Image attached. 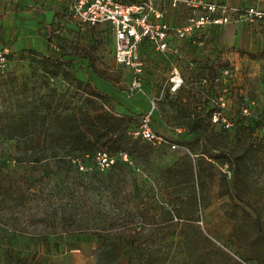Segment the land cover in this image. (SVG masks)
I'll list each match as a JSON object with an SVG mask.
<instances>
[{
	"label": "rangeland",
	"instance_id": "rangeland-1",
	"mask_svg": "<svg viewBox=\"0 0 264 264\" xmlns=\"http://www.w3.org/2000/svg\"><path fill=\"white\" fill-rule=\"evenodd\" d=\"M62 14L43 50L10 52L0 71V264H264V126L251 119L227 131L174 114L186 131L156 133L190 143L151 147L149 158L128 153L131 163L104 172L91 153L54 158L69 113L108 111L135 126L145 105L128 94L130 73L117 64L109 31ZM105 87L129 103L127 113ZM190 127L196 133L186 136ZM172 165L177 173L165 175ZM173 207L178 223L168 218Z\"/></svg>",
	"mask_w": 264,
	"mask_h": 264
},
{
	"label": "crops",
	"instance_id": "crops-1",
	"mask_svg": "<svg viewBox=\"0 0 264 264\" xmlns=\"http://www.w3.org/2000/svg\"><path fill=\"white\" fill-rule=\"evenodd\" d=\"M221 1L231 6H243L247 2ZM68 5V0H0V48L6 47L10 52L25 48L43 50L48 29L53 24L62 25V13L69 19ZM186 17V9L177 7L167 10L165 20L170 25L179 26ZM100 27L109 31L105 26ZM172 42L178 48V54L170 51L159 53L147 41L139 45V56L143 63L142 86L146 93L145 105L142 106L144 109L140 114L148 110L150 99L161 97L151 120L154 129L186 131L185 125L175 126L171 121L172 115L178 113L187 117V120L205 117L209 104L207 95L213 91L208 85L202 84V80L216 76L218 68L225 64L235 69L229 105V118L234 125L239 119H254L242 115L245 106L250 107L255 117L264 115V18L253 23L210 27L189 41L177 42L173 39ZM190 62L194 64L192 67L189 66ZM173 69L181 80L175 91L170 90L171 83L168 81ZM100 90L114 97L115 106L121 114L127 113L129 103L126 100L117 98L106 87Z\"/></svg>",
	"mask_w": 264,
	"mask_h": 264
},
{
	"label": "built area",
	"instance_id": "built-area-1",
	"mask_svg": "<svg viewBox=\"0 0 264 264\" xmlns=\"http://www.w3.org/2000/svg\"><path fill=\"white\" fill-rule=\"evenodd\" d=\"M67 16L70 21L85 25L89 28L105 26L113 38L114 57L118 65L128 69L131 73L130 93L144 96L142 87L143 63L139 56V45L147 41L159 53L179 50L173 45L177 42L189 41L198 33L202 34L210 27L226 24L253 23L264 18V4L262 0H247L243 6H231L225 1L218 0H68ZM182 7L187 11L184 23L179 26L170 25L165 16L168 9ZM10 51L6 47L0 48V71L6 69ZM192 62L189 66H193ZM168 81L170 90L175 91L181 84L174 69ZM235 76V69L230 64L218 68V74L202 80L213 92H209L208 109L209 121L214 126L224 130H231L233 120L229 118L231 87ZM161 97L150 99L149 108L139 116V125L129 131L133 138H140L154 147H166L170 150L179 148L176 139L165 134L156 133L151 125L153 113ZM248 101V100H247ZM246 101V103H247ZM244 117H254L249 106L242 109ZM264 129V127H262ZM95 168L104 172L117 161L131 163L125 152H107L99 150L92 156ZM73 164L83 169L81 160L75 158Z\"/></svg>",
	"mask_w": 264,
	"mask_h": 264
},
{
	"label": "trees",
	"instance_id": "trees-1",
	"mask_svg": "<svg viewBox=\"0 0 264 264\" xmlns=\"http://www.w3.org/2000/svg\"><path fill=\"white\" fill-rule=\"evenodd\" d=\"M47 107L50 106L48 105ZM139 116H136L137 124L135 126H130L131 123L134 122V119L127 115H116L108 111H99L93 114L85 111L69 113L61 126V137L67 139V141H61V144L58 147L59 150L56 151L54 158H57L59 162L67 163L69 162V159L66 160L65 158L69 157L73 152H79L87 156L88 153H91L92 157L93 154L99 150H105L111 153L121 151L127 153V155L128 153L136 152L138 155H141L142 158H149L151 147L154 146L140 138H133L129 135V131L138 127ZM199 119L206 120L210 124L209 114L207 113L205 117H198L195 120ZM251 121L254 124L252 127L259 125L264 126V115L261 117L256 116L254 119H251ZM154 131L156 132V129H154ZM194 133H196L195 129L190 127L186 136H192ZM176 142L178 144L190 143L189 141L184 142L182 140H176ZM219 157L220 156L218 155L209 153L208 159H218ZM33 161L38 163L41 159L37 158ZM118 163L126 164L117 161L112 167L116 166ZM184 169L187 175L186 182H189L193 178V171L192 161L188 156L184 159ZM163 173L165 175H174L177 173V169L172 165L165 168ZM233 178H236V174L233 175ZM167 214L170 221L176 219V222L178 223L182 220L180 213H178V210H175L174 207L173 209H167ZM96 235L98 239L108 238V236L101 235L100 233H97ZM123 244L129 245L132 248L137 247L135 241L129 239L123 240ZM138 264H153V260H151L150 257H146Z\"/></svg>",
	"mask_w": 264,
	"mask_h": 264
}]
</instances>
